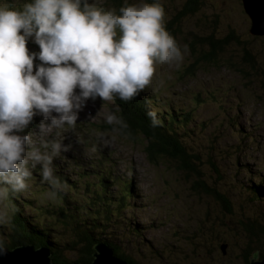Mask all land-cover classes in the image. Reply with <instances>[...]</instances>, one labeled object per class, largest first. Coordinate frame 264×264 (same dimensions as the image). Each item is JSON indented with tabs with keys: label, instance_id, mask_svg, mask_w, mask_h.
Segmentation results:
<instances>
[{
	"label": "rangeland",
	"instance_id": "1",
	"mask_svg": "<svg viewBox=\"0 0 264 264\" xmlns=\"http://www.w3.org/2000/svg\"><path fill=\"white\" fill-rule=\"evenodd\" d=\"M189 1L160 0L165 11L164 23ZM196 1L197 10L184 16L179 23L180 32L176 41L183 53L182 60L178 64H156L150 83L140 93L147 94L150 101L155 100L151 104L161 100L159 106L162 103L171 104L180 110L192 111L193 119L203 124L204 130L186 145L194 153L201 152L200 149L205 147L202 143H206L209 135L218 138L215 144L217 150L212 155L218 172H224L225 167L231 169V164L236 166L234 170L238 168V173L240 166L243 167L239 178L234 171L219 182L220 172L214 173L207 164V157L201 156L204 166L201 181L217 191L222 188L224 192L230 193L227 198L234 210L237 208V196L243 198L238 205H246L244 194L238 192V187L232 184L235 177L237 184L241 183L240 177L245 175L251 183L248 184L246 180L247 185L260 184L264 188V35L250 34L251 22L243 9L242 0ZM5 2L11 6L23 3L21 0ZM110 2L111 0H97L98 6L105 9L114 7ZM139 2L140 0H128L129 4ZM210 36L215 40L231 36L221 61L217 65L198 63L200 65H196L192 73H185L193 62V54L188 47L189 40L193 37ZM26 48L30 52L39 51L38 45L30 39ZM244 51L251 54L256 70L250 67ZM38 62L34 59L33 72ZM74 91L78 92V89ZM198 97L200 101L196 102ZM114 105V100L103 102L99 97L86 102L78 113L76 126L62 133L64 143L69 148L54 159L55 171H63L70 175V180H76L77 174L84 175L80 172L90 170L89 167L97 165V161L101 159L105 167H100V170L104 173L109 169L116 173L119 181H122L121 177L131 180L136 209L134 206H127L121 213L129 216L132 221H136L135 217L136 222L139 221L142 225L150 226L153 223V227H148L135 242L133 235L124 229L114 234V237L119 240L124 238L129 249L135 243H143L140 252L142 254L144 251L146 255L139 256L144 260L147 258L148 264H240L237 248L229 250V245L222 246L224 249L221 248V252L224 255L228 253L227 256H222L216 249L223 238L228 239L224 233L221 235L217 226V236H208L210 223L218 224L216 216L223 218L219 213V206L212 198L202 190L198 192L191 189V181L186 180L172 160L158 158L150 161L144 152L147 144L142 138L131 139L121 135L118 130L113 132L108 129L114 125L106 124L103 117L105 112L113 110ZM40 120L39 116H34L33 124L30 125L32 131L36 130L35 125ZM218 155H223V158L220 159ZM86 174L89 175V172ZM32 178L41 179L39 166L32 169ZM109 184L118 183L114 181ZM75 191L77 192L76 189ZM45 194L42 198L33 200L34 206L48 201ZM70 194L76 200L80 197L74 191ZM254 200L261 202L262 199ZM254 205L264 218V203ZM251 209H248L246 215ZM151 247L163 255L151 253ZM68 256L72 258L71 254Z\"/></svg>",
	"mask_w": 264,
	"mask_h": 264
},
{
	"label": "clouds",
	"instance_id": "2",
	"mask_svg": "<svg viewBox=\"0 0 264 264\" xmlns=\"http://www.w3.org/2000/svg\"><path fill=\"white\" fill-rule=\"evenodd\" d=\"M164 17L160 0H124L118 10L97 0H24L20 7L0 0V204L29 188L37 166L46 198L55 200L66 185L53 161L68 150L62 133L76 126L86 102L131 101L156 64L182 60ZM29 39L39 51L26 48ZM118 112L114 105L104 113L113 132L127 128ZM146 115L158 124L154 110ZM34 116L41 120L32 131Z\"/></svg>",
	"mask_w": 264,
	"mask_h": 264
},
{
	"label": "trees",
	"instance_id": "3",
	"mask_svg": "<svg viewBox=\"0 0 264 264\" xmlns=\"http://www.w3.org/2000/svg\"><path fill=\"white\" fill-rule=\"evenodd\" d=\"M21 1L24 2V0ZM123 1L111 0L110 4H114L113 8L119 9L123 5ZM145 2L152 3V0H145ZM197 4L198 1L190 0L170 20L164 23L166 30L175 40L180 32L179 23L181 19L184 16L193 14L197 10ZM20 6V4L13 5V7ZM230 39L231 36L229 38L224 37L221 40H215L212 36L191 38L188 47L191 54H193V62L185 73H192L196 65H217L218 61H221V56L224 54L223 52ZM244 53L247 62L251 65L250 67L256 70L253 66L255 61L251 54L248 51H244ZM195 100L199 102L200 98L198 97ZM114 101L120 108V112L116 115L127 123L125 129H119L118 126H115L120 134L131 139L142 138V141L147 144L144 152L150 161H156L158 158L172 160L176 168L184 174L186 180L191 181V189L198 192L202 190L219 206V213L223 218L216 216L218 224L210 223L208 236H213V238L217 236L215 232L217 226L221 235L224 233L228 237L227 240L223 238L222 243L220 242L216 247L220 254L224 255L221 252L222 246L228 247L229 245V250H232V248L239 250L240 264H250L254 254L257 255V261H263L264 218L254 205L255 203H264L263 185H247V183H251L245 175L240 177L241 183L237 184L236 177L239 178L238 175L243 170L241 166L239 173L238 168L234 170L235 165L232 164L231 169L225 167L224 172L220 170L219 182L221 179L226 178L228 173L231 174L235 171L237 176L232 184L238 187L236 190L241 191L246 198L245 202L248 207L244 201L242 202L245 206L240 207L238 202L243 198L237 196V208L233 210L234 207L227 198L230 193L224 192L222 188L219 189V192L201 181L204 167L201 156L207 157V164L214 173H219L212 156L217 150L215 144L218 142V138H212L209 135L206 143H202L205 144V147L200 149L201 152L196 150L197 152L194 153L191 148H188L186 144L192 142L194 136L204 130V125L195 122V119H193L191 110H180L171 104L166 105L164 103L161 106L165 108L160 109L161 100L151 104L155 100L150 101L147 99V94L141 93L128 102L119 98H114ZM149 109L156 112L159 121L154 127L146 115ZM112 128L110 126L108 129ZM219 158L222 159L223 155ZM107 161H109V158ZM97 162H99L97 165L92 164L89 167L90 170L80 172L84 175L77 174L76 180H70V175L64 174L63 171H55V174L65 183V188L68 189L67 191L64 188L63 192H58L55 200L48 199V201L37 203L34 206L33 200L42 198L49 190V186L47 183H41V179L34 180L32 177L27 190L21 193H11L9 199L0 204V241L3 242L4 247L11 250L17 246L31 245L35 249L45 248L48 250L51 254L50 259L54 263L90 264L93 260L94 247L105 245L113 250L117 258L127 264H148L147 258L144 260L139 256L145 253L144 251L142 254L140 252V246H143V243H141L142 245L135 243L129 249L128 242L124 241V238L123 240L115 238L114 234H118L124 229L133 235L135 242L148 227H153V223L150 226L145 224L143 226L139 221L136 222L135 217L134 220L136 221H132L129 216H124L121 213L127 206L129 208L134 206L135 208L133 202L134 186L131 180L127 178L121 177L122 181H119L116 173L109 169L104 173L100 170V167H105L102 160L100 159ZM86 172H89V175ZM233 175L235 174L233 173ZM89 177L91 179H88ZM84 181L86 183L83 184ZM114 181H117L118 184H109ZM34 187L35 190H33ZM37 190L40 192H36ZM71 191L80 196L77 198V200H80L74 199L75 196L72 198L70 196ZM254 199L262 200L260 202ZM250 207L252 209L246 215ZM261 210L263 211V209ZM218 237L222 236L218 235ZM151 253H155L156 256L163 255L162 252H160L162 254L160 255L159 251H155L153 247H151ZM70 254L72 258L68 256ZM227 255L228 253L224 256Z\"/></svg>",
	"mask_w": 264,
	"mask_h": 264
},
{
	"label": "water",
	"instance_id": "4",
	"mask_svg": "<svg viewBox=\"0 0 264 264\" xmlns=\"http://www.w3.org/2000/svg\"><path fill=\"white\" fill-rule=\"evenodd\" d=\"M242 5L251 22L250 34L264 35V0H242ZM223 249L224 247H222ZM50 255V252L45 248L35 249L31 245L17 246L11 250L4 247L3 253H0V264H60L52 262ZM92 257L93 260L90 264H127L117 258L113 251L105 245H96ZM250 264H264V260L257 261V255L254 254Z\"/></svg>",
	"mask_w": 264,
	"mask_h": 264
}]
</instances>
